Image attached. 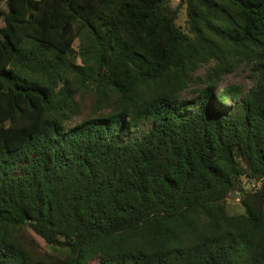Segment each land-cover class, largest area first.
<instances>
[{
    "label": "trees",
    "instance_id": "trees-1",
    "mask_svg": "<svg viewBox=\"0 0 264 264\" xmlns=\"http://www.w3.org/2000/svg\"><path fill=\"white\" fill-rule=\"evenodd\" d=\"M0 16V264H264V0Z\"/></svg>",
    "mask_w": 264,
    "mask_h": 264
},
{
    "label": "rangeland",
    "instance_id": "rangeland-1",
    "mask_svg": "<svg viewBox=\"0 0 264 264\" xmlns=\"http://www.w3.org/2000/svg\"><path fill=\"white\" fill-rule=\"evenodd\" d=\"M173 1H174V4H176L177 0H173ZM1 4H2V7L5 9L4 2H2ZM184 19H185V10L181 9V11L179 12L178 18H177V23L183 26ZM2 25H3V20H2V17L0 16V26ZM252 84H253V81H252L249 69L245 65H240L235 71L229 74H226L222 77L220 81V88L231 86V85H240L242 89V94H244L252 86ZM84 103L87 106L85 108L88 109V106L91 104V98L89 94L84 95ZM142 126L145 127V125H142ZM131 134H132V131L130 135ZM251 186L253 187L252 182L251 184L247 185V187H251ZM226 211L229 214H240L244 212V207L239 201V196L237 194H235L234 196L228 197L226 201ZM29 234L32 235L35 238L36 242L40 245L39 249L41 251L49 250V247L45 244L43 239L34 235L30 230H29ZM54 249L57 251L56 247H54ZM58 251L57 252L59 254H64L65 252L63 248H61ZM91 264H96V261L92 262Z\"/></svg>",
    "mask_w": 264,
    "mask_h": 264
},
{
    "label": "built area",
    "instance_id": "built-area-1",
    "mask_svg": "<svg viewBox=\"0 0 264 264\" xmlns=\"http://www.w3.org/2000/svg\"><path fill=\"white\" fill-rule=\"evenodd\" d=\"M253 186H260V183L259 182H253Z\"/></svg>",
    "mask_w": 264,
    "mask_h": 264
}]
</instances>
